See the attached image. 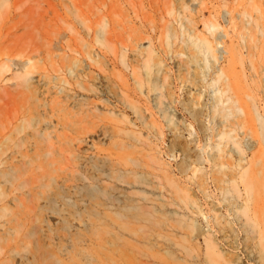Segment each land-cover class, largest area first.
I'll use <instances>...</instances> for the list:
<instances>
[{
  "label": "bare ground",
  "instance_id": "bare-ground-1",
  "mask_svg": "<svg viewBox=\"0 0 264 264\" xmlns=\"http://www.w3.org/2000/svg\"><path fill=\"white\" fill-rule=\"evenodd\" d=\"M98 18L113 22L99 48L17 43V53L39 57L9 60L0 264H138V219L155 220L151 205H163L138 197L158 188L151 172L168 173L161 140L211 208L191 202L192 237L216 243L217 231L225 264H242L240 242L264 264V0H235L233 50L215 23L212 40H193L185 57L137 38L119 44L115 16ZM210 177L220 202L207 197Z\"/></svg>",
  "mask_w": 264,
  "mask_h": 264
},
{
  "label": "rangeland",
  "instance_id": "rangeland-1",
  "mask_svg": "<svg viewBox=\"0 0 264 264\" xmlns=\"http://www.w3.org/2000/svg\"><path fill=\"white\" fill-rule=\"evenodd\" d=\"M193 2L195 7L187 0H0V121H8L14 108L7 95L9 60L40 54H19L14 50L16 44L51 45L72 40L99 48L109 40L113 26L111 19L98 18L106 13H112L122 27L116 39L119 44H132L137 38L138 45L156 46L161 53L172 51L185 57L193 40H212L210 29L216 23L227 34L226 49L233 50L235 0ZM224 11L230 13L228 22L223 19ZM171 58L168 63L173 67ZM231 58V54L224 55L220 66L229 69ZM176 89L179 95L178 85ZM157 145L168 173L151 172L158 188L152 187L138 197H147L155 203L160 199L163 205H151L160 211L155 212V220L138 219V264H225L217 249L220 233L215 231L216 243L192 237L191 202L198 201L204 213H210L211 209L199 192L198 178L193 173L180 172V156L171 154L166 141L161 140ZM206 170L209 171L207 167ZM217 183L212 177L208 179L207 197L220 202L222 196ZM222 244L225 243L222 241ZM237 253L242 264H258L244 252L242 242L237 245Z\"/></svg>",
  "mask_w": 264,
  "mask_h": 264
}]
</instances>
